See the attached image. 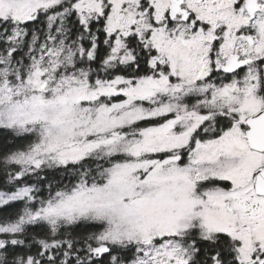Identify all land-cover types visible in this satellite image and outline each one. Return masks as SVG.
<instances>
[{"label": "snow or ice", "instance_id": "snow-or-ice-1", "mask_svg": "<svg viewBox=\"0 0 264 264\" xmlns=\"http://www.w3.org/2000/svg\"><path fill=\"white\" fill-rule=\"evenodd\" d=\"M0 264H264V0H0Z\"/></svg>", "mask_w": 264, "mask_h": 264}]
</instances>
